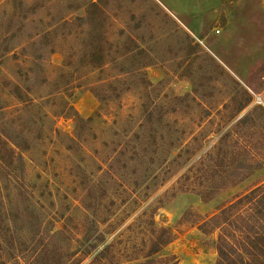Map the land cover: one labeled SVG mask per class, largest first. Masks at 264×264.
Here are the masks:
<instances>
[{
	"label": "rangeland",
	"instance_id": "obj_1",
	"mask_svg": "<svg viewBox=\"0 0 264 264\" xmlns=\"http://www.w3.org/2000/svg\"><path fill=\"white\" fill-rule=\"evenodd\" d=\"M264 186V0H0V264H216Z\"/></svg>",
	"mask_w": 264,
	"mask_h": 264
},
{
	"label": "trees",
	"instance_id": "obj_2",
	"mask_svg": "<svg viewBox=\"0 0 264 264\" xmlns=\"http://www.w3.org/2000/svg\"><path fill=\"white\" fill-rule=\"evenodd\" d=\"M222 228L216 264H264V186H256L218 209Z\"/></svg>",
	"mask_w": 264,
	"mask_h": 264
}]
</instances>
